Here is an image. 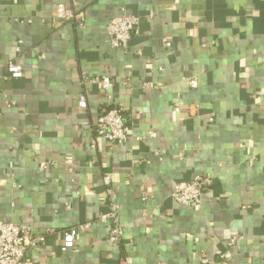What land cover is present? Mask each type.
Segmentation results:
<instances>
[{
  "label": "crops",
  "instance_id": "1",
  "mask_svg": "<svg viewBox=\"0 0 264 264\" xmlns=\"http://www.w3.org/2000/svg\"><path fill=\"white\" fill-rule=\"evenodd\" d=\"M58 3L86 27L54 20ZM128 14L136 31L113 48L105 25ZM9 61L21 77H6ZM113 104L130 126L122 144L92 131ZM104 173L118 243L98 221ZM206 173L200 205L173 200ZM0 221L31 228L27 264H264V0H0Z\"/></svg>",
  "mask_w": 264,
  "mask_h": 264
},
{
  "label": "built area",
  "instance_id": "2",
  "mask_svg": "<svg viewBox=\"0 0 264 264\" xmlns=\"http://www.w3.org/2000/svg\"><path fill=\"white\" fill-rule=\"evenodd\" d=\"M54 20H60L71 23L76 29H84L86 21L82 11L66 5L58 3L54 6ZM30 21V20H29ZM138 17L132 14L114 16L108 20L105 25V32L108 36L111 47L116 49H128V44L132 34L136 31ZM20 41H17L15 49L20 51ZM169 45V43H167ZM140 54V51H137ZM7 78H18L23 74L22 65L16 61H9L6 64ZM84 80H94L100 83L104 90L111 85V80L107 77L90 78L84 75ZM190 87L196 86L194 79L189 80ZM84 103L83 97L80 98V104ZM124 106L121 104H113L104 109L92 125L94 138L104 139L109 142L122 144L128 138L130 126L125 120ZM174 111L181 112L178 102L174 103ZM149 134H152L151 132ZM94 140V141H95ZM94 141L92 146H94ZM252 163V159L250 161ZM47 164L44 165L46 167ZM211 175L195 174L185 183H177L174 186L172 198L177 203L188 207H196L201 204L202 195L206 187L212 182ZM106 194V210L98 217V221L108 225V240L111 243H118L123 239L124 227L120 222L119 204L117 201V189L113 185L109 174L102 175ZM88 223L70 227L62 234L61 252H65L72 248L75 244V238L79 227H87ZM235 238H230L228 246L233 245ZM36 244V238L32 237L31 228L26 224L0 221V264H27L26 254L31 246ZM129 258L122 259L123 264L128 263ZM203 262H208L203 259ZM218 264H226L225 262Z\"/></svg>",
  "mask_w": 264,
  "mask_h": 264
}]
</instances>
